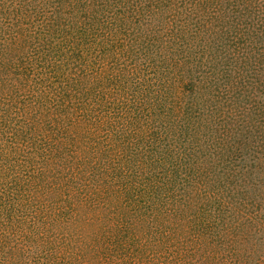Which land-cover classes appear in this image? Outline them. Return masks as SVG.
<instances>
[{
	"label": "trees",
	"instance_id": "16d2710c",
	"mask_svg": "<svg viewBox=\"0 0 264 264\" xmlns=\"http://www.w3.org/2000/svg\"><path fill=\"white\" fill-rule=\"evenodd\" d=\"M0 264H264V0H0Z\"/></svg>",
	"mask_w": 264,
	"mask_h": 264
},
{
	"label": "rangeland",
	"instance_id": "374dc122",
	"mask_svg": "<svg viewBox=\"0 0 264 264\" xmlns=\"http://www.w3.org/2000/svg\"><path fill=\"white\" fill-rule=\"evenodd\" d=\"M263 255V254H262Z\"/></svg>",
	"mask_w": 264,
	"mask_h": 264
}]
</instances>
